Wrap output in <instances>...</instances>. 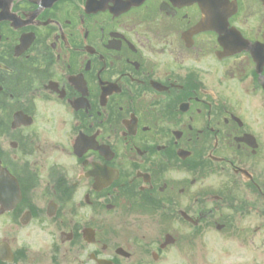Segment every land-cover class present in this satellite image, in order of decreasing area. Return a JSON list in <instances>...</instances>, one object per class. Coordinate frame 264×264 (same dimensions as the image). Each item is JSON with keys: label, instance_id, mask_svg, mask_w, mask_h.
Returning <instances> with one entry per match:
<instances>
[{"label": "flooded vegetation", "instance_id": "flooded-vegetation-1", "mask_svg": "<svg viewBox=\"0 0 264 264\" xmlns=\"http://www.w3.org/2000/svg\"><path fill=\"white\" fill-rule=\"evenodd\" d=\"M0 264H264V0H0Z\"/></svg>", "mask_w": 264, "mask_h": 264}]
</instances>
